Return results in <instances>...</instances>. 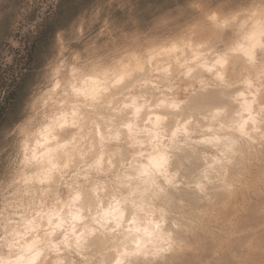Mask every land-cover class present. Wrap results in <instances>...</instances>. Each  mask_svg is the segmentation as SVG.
Returning <instances> with one entry per match:
<instances>
[{
  "label": "clouds",
  "instance_id": "9594fccd",
  "mask_svg": "<svg viewBox=\"0 0 264 264\" xmlns=\"http://www.w3.org/2000/svg\"><path fill=\"white\" fill-rule=\"evenodd\" d=\"M0 264H264V0H0Z\"/></svg>",
  "mask_w": 264,
  "mask_h": 264
}]
</instances>
